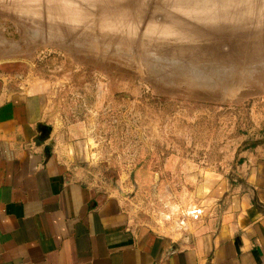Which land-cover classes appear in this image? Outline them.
I'll return each mask as SVG.
<instances>
[{
  "label": "rangeland",
  "instance_id": "rangeland-1",
  "mask_svg": "<svg viewBox=\"0 0 264 264\" xmlns=\"http://www.w3.org/2000/svg\"><path fill=\"white\" fill-rule=\"evenodd\" d=\"M0 79L47 94L71 177L187 232L264 156V0H0Z\"/></svg>",
  "mask_w": 264,
  "mask_h": 264
},
{
  "label": "crops",
  "instance_id": "crops-1",
  "mask_svg": "<svg viewBox=\"0 0 264 264\" xmlns=\"http://www.w3.org/2000/svg\"><path fill=\"white\" fill-rule=\"evenodd\" d=\"M48 102L0 79V264H264V156L212 188L214 211L191 230L137 228L68 174Z\"/></svg>",
  "mask_w": 264,
  "mask_h": 264
},
{
  "label": "built area",
  "instance_id": "built-area-1",
  "mask_svg": "<svg viewBox=\"0 0 264 264\" xmlns=\"http://www.w3.org/2000/svg\"><path fill=\"white\" fill-rule=\"evenodd\" d=\"M188 216H190V215L188 214ZM199 216H200V214H196L195 218H193V219H197ZM179 223H182V220ZM172 233H176V232H172Z\"/></svg>",
  "mask_w": 264,
  "mask_h": 264
}]
</instances>
